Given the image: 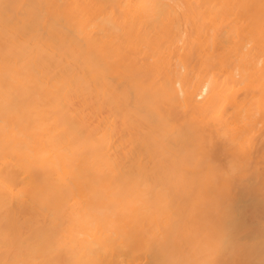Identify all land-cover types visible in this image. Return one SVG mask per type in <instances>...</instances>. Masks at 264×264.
<instances>
[{
  "label": "bare ground",
  "instance_id": "obj_1",
  "mask_svg": "<svg viewBox=\"0 0 264 264\" xmlns=\"http://www.w3.org/2000/svg\"><path fill=\"white\" fill-rule=\"evenodd\" d=\"M0 264H264V0H0Z\"/></svg>",
  "mask_w": 264,
  "mask_h": 264
}]
</instances>
